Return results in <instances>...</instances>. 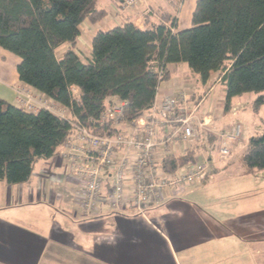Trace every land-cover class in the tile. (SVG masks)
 Returning a JSON list of instances; mask_svg holds the SVG:
<instances>
[{
    "label": "crops",
    "instance_id": "0c3cea01",
    "mask_svg": "<svg viewBox=\"0 0 264 264\" xmlns=\"http://www.w3.org/2000/svg\"><path fill=\"white\" fill-rule=\"evenodd\" d=\"M124 1L107 0L98 6L107 12L103 19L81 25L76 52L86 62L99 31L127 23L146 29L171 16L176 19L175 32H183L178 28L192 26L198 0H185L181 10L180 0H143L133 9H126ZM67 50L66 45L60 47L57 56ZM12 55L0 48V99L22 109L18 92L30 90L38 99L57 104L20 81L21 60ZM169 71L170 79L160 84L156 101L177 98L184 114L206 120L208 126L200 142L187 148L180 141L169 153L159 151L156 163L161 167L164 158L181 157L195 148L196 164L209 165L208 177L184 189L166 188L163 204L143 216L129 201L113 206L108 194L113 180L108 176L102 201L87 215L80 206L81 186L72 164L62 159V146L52 159L36 165L29 182H0V264H264V197L258 179L264 170L249 171L243 163V138L231 146L230 158L216 154L214 134L221 133L219 122L227 114L226 87L216 75L202 84L184 64L171 65ZM237 98L230 112L241 106L234 104ZM59 106L70 120L77 119ZM237 149L242 151L235 168Z\"/></svg>",
    "mask_w": 264,
    "mask_h": 264
},
{
    "label": "trees",
    "instance_id": "16d2710c",
    "mask_svg": "<svg viewBox=\"0 0 264 264\" xmlns=\"http://www.w3.org/2000/svg\"><path fill=\"white\" fill-rule=\"evenodd\" d=\"M106 15L98 0H0V48L21 59L22 83L84 124L115 97L127 103L128 121L140 118L174 64H186L202 84L216 75L226 87V113L234 98L250 93L257 94V111L264 106V0H198L193 27L178 33L171 16L146 29L127 23L99 31L86 62L76 52L80 27ZM64 45L68 50L58 57ZM71 132L67 120L48 110L28 112L0 99V182H29L36 165L52 159ZM195 158V148L189 149L164 158L161 167L171 175ZM243 163L249 171L264 170V133L249 140Z\"/></svg>",
    "mask_w": 264,
    "mask_h": 264
},
{
    "label": "built area",
    "instance_id": "2783aa9c",
    "mask_svg": "<svg viewBox=\"0 0 264 264\" xmlns=\"http://www.w3.org/2000/svg\"><path fill=\"white\" fill-rule=\"evenodd\" d=\"M142 1L125 0L123 5L133 9ZM72 93L79 102L78 90L73 88ZM18 102L28 112L48 110L70 123L72 132L63 144L62 159L72 164L74 179L81 186L80 206L87 215L102 201L108 176L113 180L108 191L113 206L120 207L129 201L136 214L145 216L163 204L166 188L195 186L210 173L207 162L183 167L171 175L165 174L156 163L159 151L169 153L172 145L180 141L187 148L200 142L208 126L206 120L184 114L185 109L180 107L177 98L155 100L151 109L132 121L126 119L127 103L119 100L86 124L78 118L70 120L66 111L58 113L44 107L30 90L19 91ZM243 132V125L237 123L228 133L214 134L222 159L231 156V146L240 141Z\"/></svg>",
    "mask_w": 264,
    "mask_h": 264
},
{
    "label": "rangeland",
    "instance_id": "374dc122",
    "mask_svg": "<svg viewBox=\"0 0 264 264\" xmlns=\"http://www.w3.org/2000/svg\"><path fill=\"white\" fill-rule=\"evenodd\" d=\"M106 1L107 0H98V6L102 7V5L104 3H106ZM184 2H185V0H180L178 10H181ZM192 27H193V23H192V26H190L189 28H192ZM189 28H187V29L178 28V30L179 31H185V30H188ZM182 29H184V30H182ZM83 43H84V41H83ZM12 56H14L15 58H19L15 55H12ZM184 65L190 71L189 67L186 64H184ZM223 88H225V87H223V86L220 87V89H223ZM256 99H257V94H255V93L245 94L243 96L238 97L237 99H235L234 104L240 102L241 106L236 107V105H235V108L233 109V111L225 114L219 122V132H221V133H228L229 131H231L232 127L237 123H240L243 125L244 132H243V137H242L243 143L241 144L242 148L247 147L249 140L252 137L259 136L262 133H264V106H262V108L257 111L255 109V100ZM41 103H43L44 107H50L51 110H53L54 112H58V113L62 112L63 113V111H66L65 109L63 110L59 105L54 104V103H49L42 98H41ZM66 113H67V111H66ZM242 138L240 139V141L242 140ZM241 151L242 150L237 149L235 152V154H236L234 156L235 157L234 161L236 160V164L234 166L235 168H237L238 167L237 165H239L238 162H240V161L238 159V155ZM213 152H215V151H213ZM216 154H218V152H216ZM215 157H217V156L215 155ZM233 158H231V159H233ZM216 161H218V160L216 159ZM221 163H225V161H223ZM258 177H259L258 179L260 180V182L262 184V189H263L262 197H264V172L260 173V175ZM178 189H180V188H176V190H178ZM1 196H2V193L0 191V197ZM76 201H78V200L75 198L74 202H76ZM77 205H78V203H77Z\"/></svg>",
    "mask_w": 264,
    "mask_h": 264
}]
</instances>
